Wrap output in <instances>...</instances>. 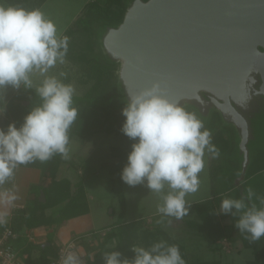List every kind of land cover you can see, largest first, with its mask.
I'll return each mask as SVG.
<instances>
[{"label":"clouds","instance_id":"9594fccd","mask_svg":"<svg viewBox=\"0 0 264 264\" xmlns=\"http://www.w3.org/2000/svg\"><path fill=\"white\" fill-rule=\"evenodd\" d=\"M69 37L61 35L54 20L39 8L0 0V90L6 86L34 89L41 99L17 127L9 123L0 128V186L12 181L18 166L39 161L45 163L59 154L69 158V129L79 117L73 106L75 86L50 74L65 63ZM42 78L34 87V76ZM164 82L128 93L122 115L121 131L134 142L121 171L129 186L145 185L156 193L163 216L183 219L189 213L186 196L199 190V174L205 168L206 154L218 159L220 150L212 142V131L194 112L165 93ZM6 101L0 95V114ZM255 195L247 189L246 197L224 198L217 214H240L235 227L251 241L264 237V200L261 207H249ZM18 199L14 191L0 192V225L7 223L6 206ZM71 247V245H69ZM132 259L122 258L118 250L104 255V264H186L175 244L160 240L150 247L131 246ZM62 264H81L79 256L68 251Z\"/></svg>","mask_w":264,"mask_h":264},{"label":"rangeland","instance_id":"374dc122","mask_svg":"<svg viewBox=\"0 0 264 264\" xmlns=\"http://www.w3.org/2000/svg\"><path fill=\"white\" fill-rule=\"evenodd\" d=\"M93 1L4 0L5 3L17 4L26 9H41L47 17L55 21L59 33L69 37V43L75 45L73 47L75 53L72 55L68 52L65 63L58 64L51 69L50 74L59 76L60 73H64V76L59 78L64 83H71L75 86L76 91L73 98H87V100L78 99L74 105L79 111V117L68 133L69 158L64 159L60 155L61 159L55 177L54 179L48 177V185L45 189L50 195L47 200L50 205L46 211L50 214L52 210H57L58 205L62 204V200L73 192L78 182H81L86 191L90 213L78 219L82 222L81 226L76 227V221L58 224L62 226L61 237L58 241L64 246L70 242H76L75 249L78 251L82 246L83 249L78 252L89 256V259L92 260L104 243L106 232L118 230L119 226L124 223L142 219L145 220L144 226L148 229H161L164 234L171 236L183 246L184 249L180 252L183 254L182 258L186 264H197L198 262H206L204 264H248L254 258L253 249L242 242L241 233L235 227L236 221L233 220L231 213L217 214V221L224 231L223 237L218 240L220 247L222 246L221 250L219 248L212 249V246L219 244L215 242L208 228L188 230L189 228L185 225L187 219L198 220L197 214L193 210L194 205L201 204L212 197L210 188L212 167H215V179L218 180V187L223 190L227 189L226 182L233 186V173L238 171L239 174L240 169L234 165L237 161L241 165L240 161L242 160L238 150V130L233 124L224 121L219 113V116H214V112L217 111L212 110L210 114L202 116L193 107H186L187 110L196 113L204 121L205 127L212 131V142L214 139L228 140L232 149L229 152L228 150L220 152L218 159H211L206 154L205 168L199 174V190L186 196L185 199L190 204V208L188 215L183 219L177 220L173 217L163 216L157 211L158 205L162 201L156 193L151 192L145 185L129 186L122 181L119 171L112 172V168L131 148L134 141L123 134L122 124H110L107 118L112 112L110 109L106 112L107 109L105 107L103 109L99 104L95 103L94 106H91L87 103L88 100L99 97L101 88L104 90V94H101L100 98L103 100L109 96L115 98L114 86H117L120 67V63L111 64L106 59L103 61L100 56L101 49L98 42L96 43L98 37L92 36L90 44L86 32L76 25L78 19L86 17ZM68 29H72L71 34H67ZM108 63L109 65H107ZM41 79L38 75L33 77L34 87L40 83ZM0 95L6 101V110L0 115L8 114L12 108L15 110L19 105L27 103L31 106L28 108L30 111L33 106L41 103V99L36 95L34 89H26L23 86L19 89L6 86L0 90ZM116 103L118 104L117 100ZM117 112L118 110H116ZM257 119L258 129L262 127V135H264V113H261ZM261 138L264 140V137ZM256 147H250L251 164L247 173L250 179L244 184V190L239 193L237 189H230L228 198L246 197L247 189L252 188L255 195L251 201L246 200V204L249 207L254 204L259 208L257 199L264 197V144L261 147ZM232 161L235 163H231ZM251 171L257 172V174L250 177L253 174ZM232 174L233 176H231ZM118 183H120L119 187ZM221 202L217 205V213L220 210ZM42 233L44 234V230H38L34 237L39 238ZM54 233L49 234L50 239H53ZM136 234L135 241L138 239V244L144 245L140 230ZM117 242L118 239H112L109 241V245L115 246ZM85 243L89 245V248H85ZM18 253L19 259L24 261L27 254Z\"/></svg>","mask_w":264,"mask_h":264},{"label":"water","instance_id":"95a60500","mask_svg":"<svg viewBox=\"0 0 264 264\" xmlns=\"http://www.w3.org/2000/svg\"><path fill=\"white\" fill-rule=\"evenodd\" d=\"M97 40L103 57L120 63L124 102L162 81L171 100L233 124L243 157L234 184L244 180L251 118L264 101V0H130L123 20Z\"/></svg>","mask_w":264,"mask_h":264},{"label":"trees","instance_id":"16d2710c","mask_svg":"<svg viewBox=\"0 0 264 264\" xmlns=\"http://www.w3.org/2000/svg\"><path fill=\"white\" fill-rule=\"evenodd\" d=\"M129 2L130 0H94L89 7L86 17L78 19L76 25L79 29L86 32V35L89 37L88 40H90V44H91L92 36H94V38L98 37V34L100 33L101 29H103V27H105L106 25H116L123 20V15L126 10L127 4ZM71 33H72V29H68L67 34H71ZM97 42L98 40L96 41V43ZM73 47H75V45L69 43L68 52L71 53L72 55L73 53H75ZM100 56L103 59V61H105L104 60L105 58L103 57L101 52H100ZM107 65H109V63ZM114 88H115V93H114L115 98L113 96H109L105 98V100L100 98V95L104 94V90L101 88V90H99L100 93L99 97L93 100H88L87 103L91 106H94L95 103L99 104L103 109L104 107L107 109L106 112H108L110 109L112 112H110L109 116L107 117L110 124H123L125 117L122 115V112L120 111L125 106V102L122 100V97L116 85L114 86ZM78 99L87 100L86 97H83L81 99L73 98V106L76 105ZM116 100L120 105L116 103ZM30 107L31 106L28 103L26 105H19L18 107L15 108V110H13L12 108L11 112L8 111V114L0 115V128H4L6 130L7 125L9 123H15V125L19 127L23 123V119L25 115L29 112L28 108ZM116 110H118L117 113ZM214 116H219L218 112H214ZM213 143L218 147V149L222 153L226 150H228L229 152L232 149L230 142L228 140L214 139ZM130 150L131 148H129L128 151L124 153V155L119 159V161L116 163L114 168H112V172L117 170L121 174L122 168L127 163V155L130 152ZM60 159H61L60 155L57 154L53 156L52 159H50L45 163L36 161L34 163H30L27 165H20V166L40 169L42 172L41 182L40 184L33 185L31 187V192L33 197L29 200L26 206L14 210L11 221L9 223L1 225L0 232L6 227H12L14 230L19 231L24 227L37 228L40 226H47L55 223L59 224L69 219L89 213V204L87 201L86 191L84 185L81 182H78L75 185L73 192L62 200L61 202L62 205L57 211L52 212L50 214L46 213L50 205L47 201L48 191H46L45 189L46 181L48 177L54 179L56 171L59 167ZM236 173L237 172L233 173L234 177ZM252 173L255 174L256 172H252ZM233 174L231 176H233ZM210 175H211L210 188H211L212 197L205 200L201 204L194 205L193 210L197 214L198 220L187 219L185 221V225H187V227L189 228L188 230L191 229L204 230V228H208V230L211 231L212 236L215 239V242L219 244L212 246V249L219 248V250H221L222 246L220 247V243H218V240L223 237L224 231L223 228L220 227L219 221H217V216H218L217 205L221 202L222 199L228 198V195L230 193L229 190L232 189V186L228 185V183L226 182V188L228 190L227 189L223 190L218 187V180L215 179V167L211 168ZM10 183L11 181H9L3 186H0V188L2 189L8 186L10 185ZM117 185L119 187L120 183H118ZM40 191H44L47 199L46 202H40L39 200L41 193ZM262 200H264V197L257 199V203L260 205L259 207L262 206L261 205ZM239 215H236L234 217L232 216L233 220L236 221L239 218ZM144 225H145V220L143 221L142 219H139L137 221H132L129 223L122 224L121 226H119L118 230H111L106 232L104 235V243L101 245V247L99 248L98 252L94 255V258L92 260L88 258V262L86 264H104V255L106 253H110L116 250L122 253V258L132 259L134 256V252L132 251L131 246L139 245L137 242L138 239L135 241L136 239L135 237L137 235L136 233L139 232V230L142 235L141 240H143L144 243V245L142 246L145 248H148L153 243L162 240L163 237V240L167 241L169 244L177 245L180 251L184 249L182 248L183 246L180 245L178 242H176L171 236L164 234L161 229L150 230ZM115 238L118 239L117 244L115 246H110L109 241ZM241 240L246 246L250 248L252 247L253 249L252 251L254 258L248 264H264V237H262L259 241L252 242L249 238H246V234H241ZM85 248L86 249L89 248V245L86 243H85ZM47 250H49V246L41 250L42 254L38 258V260L31 261L27 259V257H25L24 262L27 264H49L53 259H55L58 256L60 248L51 251V253H48ZM181 255L183 254L181 253ZM204 263L206 262H198L197 264H204Z\"/></svg>","mask_w":264,"mask_h":264},{"label":"crops","instance_id":"0c3cea01","mask_svg":"<svg viewBox=\"0 0 264 264\" xmlns=\"http://www.w3.org/2000/svg\"><path fill=\"white\" fill-rule=\"evenodd\" d=\"M41 178H42V172L40 169L33 167L18 166L15 172V177L11 181L10 185L2 189L0 188V192L14 191L18 196V199L12 205L6 206V210L8 212L7 223L11 221L15 209L23 208L28 204L29 200L33 197L31 192V187L33 185L40 184ZM46 185H48V180L46 181ZM49 197L50 195H48V200ZM61 205L62 204L58 205L57 210L61 207ZM54 211L52 210L51 212ZM89 213H90V208H89ZM89 213L69 219L67 220V222L66 221L65 222L68 223L70 221L72 222L76 221L75 226L76 227L81 226L82 222L78 221V219L87 216ZM59 224L62 225V223ZM60 225H58V223H55L47 226H40L37 228L24 227L23 229L18 231L20 237L14 240L13 244L15 248L18 247V249H16L18 252L27 254L26 255L27 259L31 261H36L42 254L41 252L42 249L49 246V250H47V252L51 253V251L64 246L61 242L58 241L59 237H61L60 230L62 229V226ZM38 230H44V234L42 233V235H39V238H36L34 237L35 236L34 234ZM51 232H55L53 239H50L49 237V234H51ZM28 235H31L33 237V240H30ZM82 249L83 248L81 246V249H78V251H81Z\"/></svg>","mask_w":264,"mask_h":264},{"label":"built area","instance_id":"2783aa9c","mask_svg":"<svg viewBox=\"0 0 264 264\" xmlns=\"http://www.w3.org/2000/svg\"><path fill=\"white\" fill-rule=\"evenodd\" d=\"M19 237V232L12 227H6L0 232V264H27L19 259V253L13 244L14 240ZM28 237L33 240L31 235H28ZM75 248L76 242H70L68 245L60 247L58 256L49 264H62V258L68 251L75 252L79 256L81 264H86L88 257L77 252Z\"/></svg>","mask_w":264,"mask_h":264},{"label":"flooded vegetation","instance_id":"af4514ba","mask_svg":"<svg viewBox=\"0 0 264 264\" xmlns=\"http://www.w3.org/2000/svg\"><path fill=\"white\" fill-rule=\"evenodd\" d=\"M261 113H264V101H262L261 102V105H260V109H259V111H258V114H255L254 116H253V118H251V124H252V127H253V133L255 134V136L253 137V139H251L250 140V142H249V147H254V146H257L256 148H258V147H261V145H263L264 144V140H262V138L261 137H264V135H262V133H263V130H262V127H260V129H258V126H259V123L257 124L256 123V120H258L257 118L259 117V115L261 114ZM263 118V116L261 117V119ZM263 124H264V122H263ZM263 126V125H262ZM238 137V136H237ZM238 140H239V138H238ZM239 142H240V140H239ZM238 150H239V148H238ZM233 152V151H232ZM241 159H243V157L241 158ZM240 162H242V160L240 161ZM231 163H235V161H232ZM234 165H236L237 166V168L238 169H240V163L237 161ZM250 167V166H249ZM249 172V170L247 171V173ZM263 172H264V170H263ZM247 173H246V175H245V178H244V180L239 184V185H234V182H233V186H232V190H235V189H237L238 191H239V193H241L240 191H243L244 190V184L246 183V181L247 180H249L250 178H248V176H247ZM239 174H240V170H239ZM238 174V171H237V173H236V175H235V177H234V181H235V179L237 178V176L239 175ZM257 174V172L255 173V174H253V175H251L250 177H253V176H255Z\"/></svg>","mask_w":264,"mask_h":264}]
</instances>
